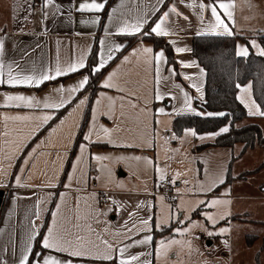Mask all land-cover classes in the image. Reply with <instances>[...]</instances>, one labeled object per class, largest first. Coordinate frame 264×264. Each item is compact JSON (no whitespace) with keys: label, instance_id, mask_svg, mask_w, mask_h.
Segmentation results:
<instances>
[{"label":"crops","instance_id":"0c3cea01","mask_svg":"<svg viewBox=\"0 0 264 264\" xmlns=\"http://www.w3.org/2000/svg\"><path fill=\"white\" fill-rule=\"evenodd\" d=\"M82 2L91 3L92 0H52L47 7L44 0H0V40L4 42L0 81H5L0 83V189L4 190L0 208V264H19L33 229L36 235L30 241L32 249L43 229L37 239L36 253L55 256L65 264H120L121 260L127 264H209L207 255L193 252V238L186 236L188 240L185 238L184 244L176 247L179 230L172 229L169 236L155 233L164 226L178 225L170 205L158 200L162 195L160 183L154 181L156 168L147 152L155 148L157 122L161 118L170 121L169 129L166 126V140L172 149L178 147L187 130H192L185 129L180 136H175L171 129L175 114L192 113L183 111L185 93L193 98L192 107L201 112L199 105L203 100L197 88L204 97L205 72L200 75L202 68L192 56L191 42L198 31L207 32L211 28L214 23L211 12L205 9L201 13L198 7L190 6L193 0H165L163 4L158 0H96L105 5L99 12L77 11ZM201 2L207 4L215 0H195L196 4ZM232 2L231 19L219 8L218 11L234 35L248 37L247 41L238 38L236 46L244 45L249 52L257 53L259 49L249 42L255 40L259 48H263L257 33L264 31V0ZM173 3L181 15H170L165 22L168 35L118 33L125 21L134 23L141 17L147 20L141 31H148ZM96 17H99L98 22L91 23ZM82 20L89 22L82 23ZM151 37L163 38L171 45L174 64L167 63L163 49H154L149 41ZM115 45H120L119 50H115ZM145 47L153 52L143 53ZM110 48L113 49L112 58L99 74L96 73L94 81L89 80L84 88L74 93L70 94L69 90L85 76L90 79V71L66 72L39 86L6 83L9 70L12 75L39 77L47 72L55 76L57 65L66 70L83 59L85 65L90 66L89 60L94 53L92 68L102 56L107 58ZM177 48L190 51L177 52ZM161 50L164 61L157 65L155 53ZM181 62L191 66L184 67ZM108 80L113 87L104 86ZM61 87L65 91L57 92ZM157 93L162 99H156ZM17 95L32 97L33 105L6 99ZM239 95L242 93L238 88L236 96ZM245 99L248 100L247 95ZM250 99L255 101L252 90ZM61 101L66 102L60 108L43 107L45 102ZM239 102L249 115V107ZM45 116L51 118L45 122ZM249 116L258 117L264 127V117ZM225 126L229 128V124L222 127ZM219 129L193 136L189 149L199 173L193 176L192 189L179 193L175 200L181 206L186 199L196 205L204 204L207 207L198 208L199 212H209L211 216L213 212L218 215L225 204L223 212H234L237 200L242 213L236 221L241 223L238 228L244 230L240 235L234 229V214L224 220L214 215L216 223L213 224L207 217L202 221L200 213L193 217V211L188 225L195 226H191L195 230H209L211 225L223 222L228 229L224 234L231 248L236 249L237 259H233L232 252L229 264H241L248 259L257 264V254L262 250H256L253 258H248V250L260 237L256 232L248 233V226L262 225L264 218L252 221L245 216L247 208L253 205L259 213L264 212L261 187L264 167L259 168L263 151L255 145L241 154L243 144L240 142L232 147L209 145L198 149L202 144L213 142L217 135L210 134ZM255 148L261 158L251 170H243L247 171L243 177L242 171L232 173V165ZM259 172H263L258 186L260 192L243 191V183H248L251 176ZM227 176L231 179L224 184ZM103 190L114 202L113 206L99 202V192ZM251 198L259 201L253 203ZM211 199L228 203L210 204ZM143 220H148L147 226L141 223ZM161 221L164 223L157 227ZM186 226L187 223L183 225ZM50 228L63 237L68 252L42 247L43 236ZM146 236L151 237L147 243H138ZM250 236L254 238L251 241ZM194 240L203 247L213 246L216 241L214 236L204 237L200 231ZM72 249L87 254L71 256ZM104 255L111 259H103ZM133 256L137 259L132 260ZM40 259L35 255L31 260Z\"/></svg>","mask_w":264,"mask_h":264},{"label":"trees","instance_id":"16d2710c","mask_svg":"<svg viewBox=\"0 0 264 264\" xmlns=\"http://www.w3.org/2000/svg\"><path fill=\"white\" fill-rule=\"evenodd\" d=\"M238 38L248 40V37L243 35L194 36L192 38V56L205 72L204 97L199 108L201 112H225L226 116L208 117L195 115L194 113H179L174 115L171 129L175 136H180L188 128L196 133H204L217 131L220 127L229 124L227 133L217 135L213 142L202 144L198 146V149L209 145L232 147L235 143L240 142L243 144L241 150V154H243L248 148L259 145L263 151V160L259 165V168H261L264 167V127L258 121V117H250L247 114L244 106L237 99L238 88L236 85H244L250 82L253 99L261 109H264V57L257 55L252 50L247 57L236 56V41ZM257 38L264 48V31L258 32ZM149 41L152 42L154 49L164 50L168 64H174V52L167 41L157 37H151ZM94 60L95 54L92 53L89 60L90 66H86L81 71H90ZM95 77L96 74L90 75L89 80L94 81ZM194 105H197L195 100ZM250 118H252L250 121H246ZM85 121L86 116L83 119L82 127ZM230 179L231 177L227 176L224 184L229 182ZM261 187L264 191V182ZM198 212V209L194 211V215ZM173 227V224L164 226L155 233L160 236H169ZM42 232L43 229L40 230L38 237L41 236ZM250 237L253 238V236ZM37 239L29 256L30 260L35 256L38 249L36 246ZM247 243H250V241ZM256 259L257 264H259L258 256Z\"/></svg>","mask_w":264,"mask_h":264},{"label":"snow or ice","instance_id":"6c2138e0","mask_svg":"<svg viewBox=\"0 0 264 264\" xmlns=\"http://www.w3.org/2000/svg\"><path fill=\"white\" fill-rule=\"evenodd\" d=\"M52 2V0H44V6L47 7L48 4H50ZM159 3L163 4L165 2V0H158ZM181 2H183V0H181ZM193 7H198L200 9V12L203 13V11L205 9L209 10L211 12V17L214 19V23L212 24L211 28L208 29L207 32L204 31H198L196 33L197 36H232L234 35L233 31L229 28V26L225 23V20L222 19L220 12L218 11V8L224 13L225 16H227L229 19L232 18V11L230 10L231 8L234 7V3L232 2V0H215L214 3H199L196 4L195 0H193V3L190 5ZM105 7L104 3H97L96 0H92L91 3L88 2H82L80 3L79 7L76 9L77 11L80 12H84V11H95V12H99L101 10H103ZM60 9L59 7L57 8V12H59ZM181 15L178 11H177V7L176 4L173 3L167 11H163V14L159 16L158 21L155 23L154 26H150V29L148 31H141L144 27V24L147 23V20L144 19L143 17L138 18L134 23H128L127 21L124 22V24L118 29V33L119 34H127V35H135V34H140L141 36H150L152 34H155L157 36H166L169 34V31L166 27H164V24L166 21L169 20L170 15ZM47 18V15H45V19ZM200 18L203 20L204 17L203 15H200ZM27 19V18H26ZM184 19H187V17H184ZM99 17L94 18L93 20H91V23H96L98 22ZM82 23H88L89 21H81ZM101 43H103V41H101ZM250 45L252 47H256L258 48V52L257 55L264 57V48H259V46L256 44L255 40H252L249 42ZM120 45H115V50H119ZM3 50H4V42L3 40H0V55L3 54ZM112 51L113 49H109L108 52V56L105 59L103 56L101 57L98 65L93 66L90 70V75H94L98 72H100V70L104 67V65L107 63V60H110L112 58ZM143 53L145 54H151L153 52V50L151 48H143L142 49ZM177 52H184V51H190V49H185V48H177L176 49ZM236 56L238 57H247L249 55V49L247 46L244 45H237L236 46V52H235ZM127 59V58H125ZM155 61L157 62V65H159L160 62L164 61V52L163 50L155 53V57H154ZM182 66L184 67H189L191 66L190 64H185L183 62ZM195 63V62H192ZM86 65L83 61V59L79 60L76 63H73L71 65H69L67 67L66 70H62L61 67L59 65L56 66L55 68V76L48 74L47 72L41 74L39 77L37 76H33V75H12L11 74V70H9V77L6 81V83L10 84V85H18V84H25V85H32L35 84L37 86H39L43 81H50L55 79L56 76H62L65 75L66 72H75L78 69H83L85 68ZM171 71V70H170ZM200 75L203 76L204 75V71L203 69L200 70ZM186 79H191V77H186ZM5 82V81H0V83ZM89 82V76H85L82 80H80L78 82V84L71 88L69 90V93H74L76 91H78L79 89H82L85 87L86 84H88ZM105 87H113L114 85L110 82V80L105 81L104 83ZM237 88L240 89L242 95L237 96V99L240 100L242 103H245L248 107H249V115H258V116H262L264 117V111L260 110V108L256 105L255 101H251L250 97H251V84H249L248 86H244L242 87L241 85L237 84L236 85ZM57 92L59 93H63L65 91V89H63V87L56 89ZM197 91L200 93L199 98L201 100H203V93L201 92L200 88H197ZM245 95L248 96V100L245 99ZM6 99L8 101H18V102H22L27 106H32L34 103V99L32 97H25V96H7ZM156 99L160 100L162 99V96L157 93L156 94ZM192 97H189L187 95V93H185V108L183 111H187V112H192L195 115H200V116H208V117H224L226 116L225 112H198L196 111L193 107H192ZM66 101H61L60 103H47L45 102L43 107L45 108H60L63 106V104ZM36 104H39L38 101H35ZM81 103H83V101H81ZM161 111H163L161 109ZM50 116H45L43 117V120L45 122H47L48 119H50ZM229 131V128L227 126L222 127L219 129L218 132L216 133H212L210 135H220L221 133H227ZM105 132H107V130H105ZM186 135H192L195 136L196 132L194 130H187L186 131ZM220 183L223 182V180L221 179L219 181ZM200 203H204L203 201H201ZM213 204L216 203H228V201H212ZM225 215H227V213H225ZM37 216H39V211H37ZM208 220H210L213 224L216 223V220L213 216L211 215H207ZM221 219H223V216L221 217ZM141 223L145 226L148 225V220H143L141 221ZM164 223V221H161V224L157 225V227H160L162 224ZM181 223H183L181 221ZM228 231V229L226 228H222L220 229V232H225ZM213 232H208V235H213ZM36 232L33 229V231L31 232L30 236H29V244L25 250V253L21 256V258L19 259V264H65L64 261L59 260L58 258H56L55 256L52 255H43L42 253H35L36 256L41 257V259L39 261H35V260H30L29 259V255L28 253L32 252V247H31V243L30 241L35 237ZM151 239V237L146 236L144 238V240L142 241H138V243H147L149 240ZM104 243H107L106 241ZM41 245L44 249H55L57 252H68L69 248L65 247V241L63 240V237L54 233L53 229H49L48 230V234L43 236V239L41 241ZM109 247H111L109 245ZM87 253L78 249H72L70 251V255L71 256H83L86 255ZM105 260L111 259L110 256L108 255H104L102 257ZM132 260L137 259V257L133 256L131 257ZM120 264H127V261L121 260Z\"/></svg>","mask_w":264,"mask_h":264},{"label":"rangeland","instance_id":"374dc122","mask_svg":"<svg viewBox=\"0 0 264 264\" xmlns=\"http://www.w3.org/2000/svg\"><path fill=\"white\" fill-rule=\"evenodd\" d=\"M241 34V33H240ZM170 121L165 120L164 118H161L157 122V129L155 133V148L153 150L147 152L149 154V157L152 158L154 165H155V175H154V181L156 180V183H160L162 178L166 179L169 182V186L172 189L173 192V198L169 199L166 196L163 195V193L159 190V192L162 194L158 198L160 202H163L164 204L170 205L172 212H174V221H177V225L173 227V230H179L180 233L178 234V239L176 243V247L181 246L185 242L186 236H189L193 238L192 240V250L194 253H202L203 255H207L209 257V264H229L231 262V258H236V249H232L231 245L229 244V241L227 237L225 236L224 232H220V229L226 228L225 224L221 222V224L218 225H211V229L207 230V228L204 230H195L192 227L195 226H189L188 221L193 215V211H196L198 208H206L207 206H204V204H194L193 201H188L187 199L184 201L182 206L180 204H177L176 198H178L179 193L188 192L193 187V176L197 174L198 169L195 167V163L193 162V156L189 149V145L193 143V136L192 135H186V133L181 137L178 143V147L175 149H172L173 146L171 143L166 140L167 137V128L169 129ZM249 157L252 158V160L249 159ZM261 158L259 156L258 150L255 148L253 151H251L249 154H246L240 162H237L235 165H232L231 172L232 173H239L242 171V174H245L247 171H243L245 169L251 170V168L256 164V161ZM238 165H241L239 167ZM243 167V168H242ZM199 173V171H198ZM241 174V175H242ZM263 176V172H259L256 175L251 176L250 181L248 183H243L242 190L246 191L249 190L251 193L258 194L260 192L258 186L261 182ZM176 182L180 183V185H177ZM239 182H237L238 184ZM251 202L256 203L259 201L258 199L251 198ZM212 203V199L210 201V204ZM196 205V206H194ZM235 205L234 212L232 211H226L223 212L226 208L223 207V210L219 211V214L216 215V218L221 219L223 216V219H227L228 216L235 215V221L233 222L234 229H236L237 234L240 235L244 230L240 227V222H237L236 220L241 217V211H240V204H238L237 200ZM209 206V205H208ZM201 211V210H200ZM181 213V214H180ZM201 214V212H198ZM211 213V212H210ZM227 213V215H225ZM198 214V215H200ZM262 214V215H261ZM197 215V214H196ZM194 215L193 217H195ZM202 221H204V218L207 217L206 215H209L208 213H202ZM212 215V216H214ZM249 217L250 220L255 221L259 219L264 218V212L259 213V211L256 209V206H250L247 208L246 216ZM262 217V218H261ZM181 221L183 223H181ZM201 221V220H200ZM175 223V222H174ZM187 223L186 227H183V225ZM250 229L248 230V233L256 232L258 236L260 237L253 245V247L248 250V258H253L254 253L256 250L261 249L257 256L259 259V264H264V224L259 226H248ZM252 227V228H251ZM181 228H183L181 230ZM255 230H252V229ZM198 231L205 237H207L208 232H213V235L208 236H214L216 241L213 246H201L197 245L195 243V236L198 234ZM263 238V239H262ZM250 241L254 238H249ZM188 240V239H187ZM249 241V240H248ZM247 242V241H246ZM233 252V255H232ZM241 264H254V261L251 259H248V261H245L244 263L241 262Z\"/></svg>","mask_w":264,"mask_h":264},{"label":"built area","instance_id":"2783aa9c","mask_svg":"<svg viewBox=\"0 0 264 264\" xmlns=\"http://www.w3.org/2000/svg\"><path fill=\"white\" fill-rule=\"evenodd\" d=\"M159 190L163 193L164 196L171 199L173 198V192L169 186V182L166 179L161 180L159 184ZM99 202L102 204L114 205V202L110 199L109 195L106 193V190L99 192Z\"/></svg>","mask_w":264,"mask_h":264},{"label":"water","instance_id":"95a60500","mask_svg":"<svg viewBox=\"0 0 264 264\" xmlns=\"http://www.w3.org/2000/svg\"><path fill=\"white\" fill-rule=\"evenodd\" d=\"M3 198H4V190L0 189V208H1V205H2V202H3Z\"/></svg>","mask_w":264,"mask_h":264}]
</instances>
